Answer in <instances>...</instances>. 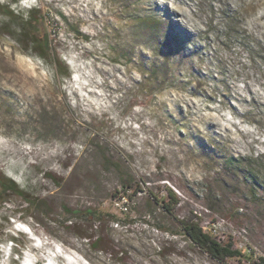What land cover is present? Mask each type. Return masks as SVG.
Segmentation results:
<instances>
[{
  "label": "rangeland",
  "instance_id": "374dc122",
  "mask_svg": "<svg viewBox=\"0 0 264 264\" xmlns=\"http://www.w3.org/2000/svg\"><path fill=\"white\" fill-rule=\"evenodd\" d=\"M15 1L0 3L32 9L66 68L0 13V173L32 201L0 192V264L11 235L26 242L18 264L264 257V0ZM168 189L172 214L151 200ZM187 218L255 261L212 258Z\"/></svg>",
  "mask_w": 264,
  "mask_h": 264
},
{
  "label": "trees",
  "instance_id": "16d2710c",
  "mask_svg": "<svg viewBox=\"0 0 264 264\" xmlns=\"http://www.w3.org/2000/svg\"><path fill=\"white\" fill-rule=\"evenodd\" d=\"M16 3L15 0H13ZM12 2H8L6 4L0 3V13L6 18L5 22H2L4 26H12L14 24V20L17 19L19 23L15 26L17 30V36L19 37L21 42H26L29 50L33 51V54H36L41 59L55 65L56 68L61 69L64 63L58 57L56 53L53 52L51 45H50V38L48 33H44L41 38L36 37V32H34L31 28V21H33V10H26L17 14V10L11 7ZM16 21V20H15ZM150 30H154L153 34L157 38L160 36L159 27L154 26ZM65 66V65H64ZM66 68V66H65ZM66 70V69H65ZM64 76H68L69 72L65 71L63 73ZM254 179V178H253ZM251 178V180H253ZM133 178L129 175H125L122 178L121 187L125 189H130L133 187L132 185ZM140 190L138 185L133 188V190ZM16 192L17 194L21 195L26 198L28 204H32V201L27 199L23 190H21L16 182L13 179L7 178L2 173H0V192ZM254 194V193H253ZM166 198H158L155 195H151L152 202L157 204L159 207L162 208L168 214H172L173 207L179 202L176 194L172 189H168L166 193ZM81 217L85 219L91 220H101L104 216V213L101 211H96L94 209H84L81 211ZM108 215V214H107ZM180 226L186 237L204 252H206L212 258L220 261L225 262L226 259L233 258V259H240L245 262L255 261L251 255L250 250L243 251L241 248L234 246L231 241L223 242L217 240L216 238L212 237V235L203 230L202 226L200 225L199 221H195L193 218L181 219ZM3 233L0 231V236ZM10 248H11V264H18L19 258L23 255L24 247L26 246L25 241H18L17 238L14 236H10ZM248 248V247H247ZM15 257V258H13ZM258 261H255L256 264H264V257L258 256L256 257Z\"/></svg>",
  "mask_w": 264,
  "mask_h": 264
},
{
  "label": "built area",
  "instance_id": "2783aa9c",
  "mask_svg": "<svg viewBox=\"0 0 264 264\" xmlns=\"http://www.w3.org/2000/svg\"><path fill=\"white\" fill-rule=\"evenodd\" d=\"M116 205L120 206V208L122 207V204H119L118 202L115 203Z\"/></svg>",
  "mask_w": 264,
  "mask_h": 264
}]
</instances>
